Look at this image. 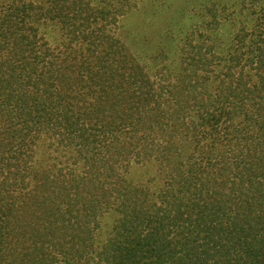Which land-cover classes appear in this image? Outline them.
Here are the masks:
<instances>
[{
	"label": "trees",
	"instance_id": "trees-1",
	"mask_svg": "<svg viewBox=\"0 0 264 264\" xmlns=\"http://www.w3.org/2000/svg\"><path fill=\"white\" fill-rule=\"evenodd\" d=\"M92 14L0 2V264H264V7L219 57L214 92L201 47L156 83ZM43 139L66 164L35 167ZM147 160L164 180L153 197L126 176ZM112 206L113 235L93 251Z\"/></svg>",
	"mask_w": 264,
	"mask_h": 264
},
{
	"label": "rangeland",
	"instance_id": "rangeland-1",
	"mask_svg": "<svg viewBox=\"0 0 264 264\" xmlns=\"http://www.w3.org/2000/svg\"><path fill=\"white\" fill-rule=\"evenodd\" d=\"M9 1L0 0L2 5ZM77 1L93 12L91 25L121 39L156 83L164 81L159 79L160 75L165 76V81H173L178 73L183 72L187 53L192 51L193 46L201 47L202 53L209 57L211 68L208 66L209 70H201L199 75L203 77V87L211 92L215 91L219 83L218 76L224 69V62L219 57L230 53L240 23L251 26L256 13L264 7V0ZM67 38L61 26L52 28L50 40L55 50ZM191 116L195 118L194 113ZM47 142V139L39 142L33 160L39 171L55 168L56 160L60 161V165L68 161V153L62 154L47 148ZM129 165L127 178L134 185L149 189L152 197L164 188L158 162L131 161ZM105 210L107 212L99 215L94 227L93 245L90 246L93 251L100 249L113 235L118 213L114 206Z\"/></svg>",
	"mask_w": 264,
	"mask_h": 264
}]
</instances>
